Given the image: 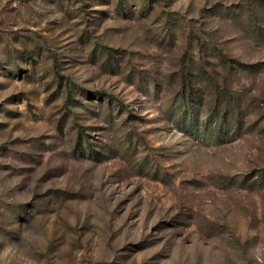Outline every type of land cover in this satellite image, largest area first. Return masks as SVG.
Returning a JSON list of instances; mask_svg holds the SVG:
<instances>
[{
	"label": "rangeland",
	"instance_id": "obj_1",
	"mask_svg": "<svg viewBox=\"0 0 264 264\" xmlns=\"http://www.w3.org/2000/svg\"><path fill=\"white\" fill-rule=\"evenodd\" d=\"M0 264H264V0H0Z\"/></svg>",
	"mask_w": 264,
	"mask_h": 264
}]
</instances>
